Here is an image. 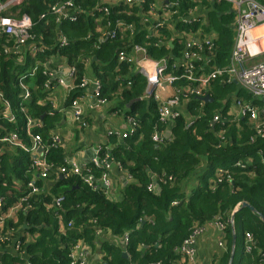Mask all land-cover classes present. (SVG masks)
<instances>
[{
	"label": "trees",
	"instance_id": "16d2710c",
	"mask_svg": "<svg viewBox=\"0 0 264 264\" xmlns=\"http://www.w3.org/2000/svg\"><path fill=\"white\" fill-rule=\"evenodd\" d=\"M62 1L66 0H23L19 6L21 15H27L36 22L31 31L34 38L43 37L46 50L38 59L42 61L52 55L62 58L75 68L77 79L74 85H77L84 75V57L89 58L92 73L101 81L102 97L108 102H116L111 111L121 113L124 110V118H132L136 130L121 141L110 138L101 146L98 155L100 163L108 157L125 177L117 200L108 198L102 188L92 190L79 176L58 178L48 189L49 192L45 190L29 200L33 209L20 219L34 236L33 241L26 244L30 264H70L68 256L75 245L83 242L90 249L95 247V228L109 233L114 241L122 239L124 233L128 238L124 251L120 245L102 242V264H181L178 248L183 241L194 229L215 218L222 223L226 245L222 255L211 264H228L232 242L229 220L241 203L254 208L255 214L238 208L234 215L237 240L233 264L245 234L253 237L255 247L250 253L242 250L236 264H264V225L256 215L264 217V138L256 136L248 118L231 121L233 116L229 112L233 97L259 109L264 107V101L253 99L232 82L219 80L212 82L204 93L212 103H203L200 98L191 99L186 111L170 127L161 125L157 103L144 98L145 80L134 72L133 64H117L119 43L107 41L97 50L95 38L90 42L83 40L94 33V19L83 16L77 23L63 22L59 26L52 17L38 21L39 15L50 5ZM95 1L91 0V3ZM213 8L228 11V14L218 17L212 12L208 15L218 37L210 70L228 66L234 40V31L230 27L233 19L231 7L222 4ZM57 33L67 39L66 46H59ZM148 52L154 59L165 55L164 50L148 49ZM207 54L213 56V50ZM9 58L0 55V90L12 106L15 121L1 120L3 132H17L24 138L25 117L20 111L24 107L31 118L42 121L43 129L37 132L46 141L48 131L53 129L50 119L56 114L47 100L45 77L40 69L30 77L35 62L30 56H26L23 68L14 66ZM22 76L26 77L23 84L30 91L27 102L19 97L18 79ZM77 95L76 89L71 92L67 105ZM133 100L139 101L129 105ZM216 114L221 116V120L229 121L212 124ZM191 117L195 120L187 127ZM166 130L170 138L163 139L160 144L153 143V134ZM17 153L19 157L11 161H8L9 150L0 157V183L6 185L2 194L12 190L13 178H21L22 173L28 170L29 156L21 150ZM64 155L60 147H55L49 151L46 160L60 167L64 165ZM237 162L244 163L245 167L235 166ZM88 168L96 180L103 174L102 167L97 169L90 164ZM150 185L155 186V191H149ZM37 186L41 188L40 183ZM59 196L64 198L61 205L63 211L52 208V201ZM173 202L177 204L172 205ZM69 221L73 222V228L64 230L60 235L59 225L65 229ZM2 249L0 264H24V259L21 261L5 251L4 247ZM123 252L128 259L123 257Z\"/></svg>",
	"mask_w": 264,
	"mask_h": 264
},
{
	"label": "built area",
	"instance_id": "2783aa9c",
	"mask_svg": "<svg viewBox=\"0 0 264 264\" xmlns=\"http://www.w3.org/2000/svg\"><path fill=\"white\" fill-rule=\"evenodd\" d=\"M18 2L20 3L21 0L0 3V38L7 37L13 40L11 45L7 42L4 45V54L15 56V58H21L22 55L42 54L46 47L41 41H36L31 34L36 22L25 15L16 19L1 16L6 8L9 9ZM89 3L91 7L88 6ZM222 4H228L234 15L230 26L234 31V40L228 66L210 70V62L214 57L215 42L218 37L211 27L208 15L217 12L213 8L214 5ZM83 16L95 20L94 34H88L84 41L90 42L95 38V48L106 41L120 43L116 49V62L117 64L124 62L133 64L136 74L145 80L144 98L152 99L157 103L158 122L161 125L170 127L183 115V109L189 100L204 97L210 84L215 81L235 82L253 99H264V60L255 62V57L264 54V0H96L93 3L91 0H66L50 5L39 15L38 21H45L48 17H52L55 24L59 26L63 22L77 23ZM257 29H261L260 34H255ZM67 44V39L60 38V47ZM148 49L164 50L165 55L159 59L151 58ZM212 50L213 56L207 54ZM22 51L25 52L21 54ZM84 63L90 64V59L84 57ZM38 70V64L34 63L30 76ZM69 71L71 76L76 75L74 67L71 66ZM41 72L47 77L44 89L48 90L51 87L49 81L51 74L46 70ZM24 78L19 80V97L27 101L30 99V92L22 83ZM180 83L186 85H179ZM127 85L130 86V83ZM87 87H91L98 105L103 106L107 100L102 97L101 81L83 76L73 87V91L75 89L82 91ZM163 87L170 91L166 97L157 92ZM235 106L238 107V114L230 120L248 118L256 136L264 138V121H261L264 118V110L259 114L256 106L249 103L243 104L240 100L235 101ZM69 107L73 119L79 123L78 121L82 119L79 97L73 99ZM20 111L25 117L24 138L22 139L17 132H3L0 122V150L2 148L18 149L28 155L30 158L27 170L29 179L22 192L17 191L16 185H13L16 201L10 206L7 204L6 194L5 196L2 194V188H6V185L0 183V249L4 247L12 256H16L21 261L24 259V264H30L26 252L29 232L23 230L18 219L26 217L33 209V204L29 203V200L44 193V190L37 186L39 181L51 175H54L55 180L79 176L82 182L92 190L102 188L106 192L105 195L111 196L113 189L109 171L113 162L108 157L99 162L100 147L89 164L79 166L64 158V165L55 167L52 163H48L46 157L52 148L61 144L59 136L52 134L49 141L44 142L41 134L37 132L43 129L42 121L31 118L24 107H21ZM126 119L129 123L128 130L121 132L109 129L106 137L120 141L130 137L136 130V123L130 117ZM1 120L13 123L15 115L12 113L9 101L5 100L0 92ZM194 120L195 118L191 117L187 121V127H190ZM228 121L221 120V116L216 114L212 124ZM162 133L153 134V143H162L164 137ZM90 164L97 169L103 168V174L97 180L88 168ZM235 166L244 168L245 164L237 162ZM148 189L155 191V186L150 185ZM63 200L62 196L57 197L52 201V208L63 211L61 207ZM175 204L177 203H172V205ZM13 215L17 216V222L11 220ZM210 224L222 230L223 226L219 218H215ZM72 228L73 222L69 221L65 229H61L59 225L58 233L61 235L64 230ZM100 232L101 230L95 228V235L98 236ZM202 232L203 227L194 229L178 248V253L182 257L181 264H198L195 238ZM123 241L125 246L128 241L127 234L123 236ZM245 241L244 251L250 253L255 247L254 239L250 234H245ZM218 246L221 249L225 248L222 243ZM87 248L84 244L75 245L68 256L70 264H86L85 249ZM263 260L264 255H262Z\"/></svg>",
	"mask_w": 264,
	"mask_h": 264
},
{
	"label": "crops",
	"instance_id": "0c3cea01",
	"mask_svg": "<svg viewBox=\"0 0 264 264\" xmlns=\"http://www.w3.org/2000/svg\"><path fill=\"white\" fill-rule=\"evenodd\" d=\"M7 1H11V0H6V1L0 2V3H5ZM22 2H23V0H21L20 3L18 2L19 4L15 3L14 5H12L13 7H10L9 9L6 8L1 13V16L6 17V18H12V19H16L19 17L21 18L22 16H24V14L21 15L19 12V9H16V10H14V9L19 7L22 4ZM16 4H18V5H16ZM88 6L91 7L92 5L89 3ZM230 12H231V10H230ZM227 13H228V11H217L215 14H217V16L219 17V16H223V15L227 16L226 15ZM25 16H27V15H25ZM29 18L32 20L31 17H29ZM232 23H233V19H232V22L230 23V26ZM94 32H95V28H94ZM256 33L260 34L261 29H257L255 31V34ZM62 37L63 36L60 33H57V41L58 40L60 41V38H62ZM35 40L43 42V37L42 36L37 37V38H35ZM5 42H7L11 45L13 40L9 39L7 37L0 38V49H1L0 55L7 57V58L10 57L9 59L11 60V62L13 63L14 66L23 68L26 64V62H25L26 56H30V55H26V56L22 55L21 58H15V56H10V55L4 54L3 48L5 45ZM102 43H104V42H102ZM112 43H119V42H112ZM119 44H118V46H119ZM100 45L98 46V48H96L97 50L99 49ZM24 52L25 51H22L21 54ZM39 55H41V53L36 54L35 56H30V58L35 61L34 63L38 64L40 70H46V71L50 72V74H51V76H49V81H50L51 87L47 90V92H48L47 100L49 101V104H50L52 111L54 112V114H56V116L53 119H50V124L53 126V129L48 131V139L46 141H44V140L43 141L48 142L51 135L56 134L59 136L60 142H61V144L59 146H56V147H60L64 151L65 159H67L69 162H74L75 164H77L79 166L89 164V162L94 158L97 150L102 145L109 142V138L106 137L107 130L110 129V130H115V131L118 130V131L124 132V131L128 130L129 123H128L127 119H125L124 116L121 115L120 112H112L111 111V109L114 108L115 104L112 106L110 105V107H109V105H108L109 102L106 101V103L103 106H99L93 97V92H92L91 87H87L82 91L76 90V92L78 94L76 96V98L79 97V101H80V104L82 106V119H80V121H78L80 124L77 123L72 117L69 105H67V100L69 98V95L73 91V87L75 86L74 81L77 78L75 76H71L70 71H69L70 66L62 58L58 57L57 55H52L50 58H46V59H43L41 61L38 59ZM261 60H264V54H261V55H258L257 57H255V62H259ZM135 71L136 70L134 68V72ZM0 73H1V64H0ZM30 73H31V71H30ZM83 76L88 78V79L95 78L94 74L91 71L90 64H88V63L85 64ZM23 77H25V76H22L21 78H23ZM30 77H32V76H30ZM44 77H45V80H47V77L46 76H44ZM21 78L18 79L19 90H20L19 80ZM24 79H22V83H23ZM25 86L29 90V87L27 85H25ZM235 86L237 88L239 87L236 84H235ZM0 92L3 94V92L1 90H0ZM157 92L160 93V95L163 97H166V96H168V94H170V91L164 87H163V89L158 90ZM3 96H4V94H3ZM29 100H27V101H29ZM260 100L264 101V99H260ZM27 101H25V102H27ZM235 101H236V99H235V97H233L231 105L229 107V112L231 113L232 116H236L238 114V107L235 106ZM209 103H212V102H209ZM40 104H42V103H40ZM11 108H12V106H11ZM185 108L183 109L184 112L186 111ZM263 110H264V107L260 108L258 113L261 114V112ZM12 113H13V110H12ZM13 115H15V114L13 113ZM81 125H83L85 127H83ZM167 132H168V130L164 131L162 133V137ZM163 139L167 140L168 138L163 137ZM7 150H9V153H11L8 161H11L13 158L19 157L18 153H17L18 149H11V148H2L0 150V157ZM29 160H30V158H29ZM29 163H30V161H29ZM0 164H1V158H0ZM113 166H111L110 171H109V178L111 180L113 190L111 192V196H108V197L110 199L112 198V200L113 199L117 200V198L120 196L121 185L123 184L125 177L120 172V170L116 164H114ZM27 177H28V175L26 172V173H22L21 178H19V179L13 178L12 179V181H11L12 190L10 191V193L9 192L4 193V196L6 194L8 206L12 205L16 201V198H15L16 192L13 191V185H16L15 188L17 191L22 192L24 185L22 184L21 180L26 182L25 178H27ZM28 179H29V177H28ZM39 182L41 185V189L44 191L46 190V192H49L48 189L54 184L55 177H54V175L53 176L51 175L47 179L41 180ZM236 208H238V207H236ZM11 220L13 222H17V216L13 215L11 217ZM18 222H19V224L21 223V225L23 226V230L29 229V227L27 226L26 223L21 222L20 217L18 219ZM26 227H27V229H25ZM28 234L29 235H28L27 241L28 242L33 241L32 238H34V236H31L30 233H28ZM125 234H127V233H124L123 236ZM109 235H110L109 233H105V232H100L98 234V236L95 235V237H96L95 238V247L92 249H90L89 247L87 249H85L86 264H102V257L104 255V250L101 247L102 242L113 243L114 245H120L121 249L123 248L122 246H124V244H125L123 241V236H122V239L114 241L111 238V236H109ZM236 236H237V234H236ZM238 237H239V232H238ZM236 240H237V237H236ZM219 243H222L224 246L226 245V240H225V238H223L222 230L217 229L213 224H210V222L205 224L203 226V232L200 233L195 238V251H196V258H197L198 264H211V263H213V261L215 259H217L219 256H221L222 253L225 251V248L221 249L218 246ZM245 243H246V241L244 238L243 243L238 246L240 248V253L237 251L238 256H236L235 264L239 258V255L241 254L242 250H244ZM124 248H123V251H124ZM4 250L9 252V250H7V249H4ZM2 253H3V249H2ZM125 258L128 259L127 255Z\"/></svg>",
	"mask_w": 264,
	"mask_h": 264
},
{
	"label": "water",
	"instance_id": "95a60500",
	"mask_svg": "<svg viewBox=\"0 0 264 264\" xmlns=\"http://www.w3.org/2000/svg\"><path fill=\"white\" fill-rule=\"evenodd\" d=\"M235 84V82H232ZM201 102L203 103H209V102H212V100L209 98V96L205 95L204 97L200 98L199 99ZM139 100H133L130 102L129 105L137 102ZM165 138H169L170 137V133L167 132L165 135H164ZM114 165V164H113ZM112 165V166H113ZM114 167V166H113ZM239 209H248L250 210L252 213L255 214V210L254 208H252L251 206H249L248 204L246 203H241L237 206ZM238 208H236L234 210V212L231 214V217H230V220H229V223H230V226H231V231H232V242H231V252H230V257H229V260H228V264H233V260H234V254H235V241H236V232H235V226L233 224V219H234V215L235 213L238 211ZM258 216V218L260 219V221L262 222V224L264 225V217L261 215V214H256ZM124 248V246H122ZM122 248V249H123ZM123 257L125 258L126 257V253L123 252Z\"/></svg>",
	"mask_w": 264,
	"mask_h": 264
},
{
	"label": "rangeland",
	"instance_id": "374dc122",
	"mask_svg": "<svg viewBox=\"0 0 264 264\" xmlns=\"http://www.w3.org/2000/svg\"><path fill=\"white\" fill-rule=\"evenodd\" d=\"M16 9H19V7L15 8L14 10H16ZM114 104H116L115 101H111V102L108 103L109 107H110V105L112 106V105H114ZM124 114H125V111L122 110V111H121V115H124ZM21 222H22V221H21ZM79 244H84V243H83V242H80ZM237 251L240 253V248H239V247H238V250H237ZM238 252H237V256H238Z\"/></svg>",
	"mask_w": 264,
	"mask_h": 264
}]
</instances>
